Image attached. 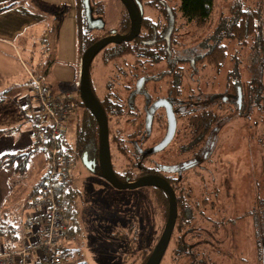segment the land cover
<instances>
[{
  "label": "rangeland",
  "instance_id": "rangeland-1",
  "mask_svg": "<svg viewBox=\"0 0 264 264\" xmlns=\"http://www.w3.org/2000/svg\"><path fill=\"white\" fill-rule=\"evenodd\" d=\"M79 1L81 0H21L22 8H25L27 13H23V9L22 13H19V8L15 9L20 17L19 24L15 20L16 16L5 15L4 18L11 19L9 26L17 25L20 29L25 43L19 46L16 40L13 42L15 50L9 53L17 63L16 74L7 78L0 76V94L9 84L8 81H13V77L19 80L26 74L27 80L29 72H32L45 75L52 93L64 94L71 91L74 95L77 90L80 55L83 51L77 29ZM170 1L175 5L179 0ZM3 2L8 3L9 0ZM238 2L243 7L247 5L259 8L264 17V0H214L209 27L189 32V27L183 24L181 42L192 43L199 40L203 34H210L220 20L229 16L231 6ZM92 3L100 7L107 26L116 22L121 7L118 0H90L91 7ZM34 16L36 21L29 23ZM43 41H46V44ZM237 48L241 51L238 52ZM234 54L239 57L243 54L245 67L242 63L243 67L239 66L242 79H247L251 72L259 76L262 69L261 77L256 78V81L260 79L264 83V62L259 67L258 63L254 62L253 71V65H248V48L237 45L229 46L227 60L216 73L209 66H206L203 73L217 74L216 79L225 77ZM91 64V71L97 77L95 80L100 83L108 73L109 65H96L95 60ZM19 97L21 96H17V99ZM10 101L14 102V99ZM76 101L77 99L71 100V104L77 105L76 108L79 109ZM235 113H229L228 119L217 132L215 153L210 164H207V169L202 171L199 178L195 176L193 181L197 188L222 190L219 196L215 192L211 194L213 207L207 211L211 217L220 221L222 219L220 227L215 229V235H212L215 244L210 250H213L211 256L214 257L215 264H259L256 243L261 235L259 211L262 215L264 208V147L258 139L264 108L254 106L247 116ZM74 120L75 112L72 111L63 125L66 140L70 139ZM20 124H24L23 119ZM44 165V155L38 150L30 158L24 174L9 178L6 176L4 186L7 190L10 189L11 194H14L16 189L29 190L36 183L37 173ZM80 169L79 165V171H82ZM83 171L85 173L77 172V168L75 171V166L71 169L73 185L81 184V187L79 186L80 196L77 199L78 223L67 232L70 237L68 248L71 250L70 257L64 264L77 261L86 264H129L133 258L138 257L141 249L147 250L153 246L161 229L160 211L152 197V189H115L96 174ZM21 193L23 192L21 191L19 196H22ZM204 224L210 226L208 222ZM173 242L172 237L162 264L169 263L168 256Z\"/></svg>",
  "mask_w": 264,
  "mask_h": 264
},
{
  "label": "flooded vegetation",
  "instance_id": "flooded-vegetation-1",
  "mask_svg": "<svg viewBox=\"0 0 264 264\" xmlns=\"http://www.w3.org/2000/svg\"><path fill=\"white\" fill-rule=\"evenodd\" d=\"M133 1L140 12L138 33L128 41L104 45L93 56L88 68L91 91L107 119L111 167L121 181L158 175L168 182L176 201L170 239L179 236L175 226L181 216L183 223L197 224L201 230L195 231L205 233L214 221H220L207 211L213 207L211 194L215 192L219 196L222 190L217 187V190L197 188L193 178L202 176V171L210 164L215 153L217 132L229 113L241 107V95L238 101L237 94H228L226 75L216 79L217 74L214 73L217 71L207 75L203 73L206 64L200 57L206 51V43L201 38L192 43L181 42V27L185 22L180 13L172 9L170 0ZM120 4L116 22L109 26L96 4L92 3L90 22L100 19L102 26L88 27L82 11V25L90 40L84 49L103 37L130 32V17L124 5ZM93 60L99 66L109 65V71L100 83L91 71ZM76 87L78 91V85ZM77 91L73 97L80 107L74 106L75 120L70 129V139L66 140L71 169L75 166L77 172L85 173L83 170H86L88 174L100 177L98 147L94 155H89L84 140L77 139L88 119L98 135L97 122ZM200 117L206 119L203 126L198 124ZM79 165L82 171H79ZM70 185L71 182L68 190L70 200L72 195H76L73 200L77 201L80 189H77L79 193L74 191L72 194ZM147 187L152 189V197L160 211L161 229L155 237L156 243L167 219L168 197L162 188L147 185L141 188ZM182 238L189 239L187 235Z\"/></svg>",
  "mask_w": 264,
  "mask_h": 264
},
{
  "label": "trees",
  "instance_id": "trees-1",
  "mask_svg": "<svg viewBox=\"0 0 264 264\" xmlns=\"http://www.w3.org/2000/svg\"><path fill=\"white\" fill-rule=\"evenodd\" d=\"M92 1V0H91ZM145 3H150V0H144ZM172 9L179 12L182 20L187 25L188 31L192 32L195 30L205 29L211 24V13L214 9V0H179L178 3L172 4ZM79 14H78V33L80 41L82 42V50L86 44L90 41L88 39V33L85 27L82 25V3L79 1ZM81 16V17H80ZM80 18V20H79ZM225 21L224 23H222ZM183 25V24H182ZM193 29V30H192ZM195 29V30H194ZM201 39L206 43L204 45L205 52L201 55L200 59L206 66L211 67L213 70L217 71L222 65L225 64L227 60L228 48L230 45H237L243 48H248L250 54V63L248 65H253L254 62L258 63V67L264 62V17L261 15V11L257 7H243L239 2L235 3L230 8V14L226 19H222L218 22L217 26L213 28L210 34H203L200 36ZM199 38V39H200ZM238 52L241 51L239 48ZM238 54V53H237ZM234 54L231 59V67L226 71V77L228 80V94L235 96L237 94V88L240 89L241 95V107H236L235 114H244L247 116L248 111L254 106H260L261 109L264 108V83L256 78L261 77V70L259 76L251 72L247 79H242L240 67H245L243 64L244 58ZM243 64V66L241 65ZM254 71V65H253ZM77 91V90H76ZM206 119L200 117L198 124L203 126ZM262 127L261 134L258 142L262 147H264V116L261 119ZM80 129V134H78V141L84 140L85 145L88 148V154L94 155L95 148L97 147L96 136L97 130L92 126L91 121L88 119ZM11 129L5 130L10 131ZM4 131V130H3ZM65 142V138L62 135L59 138V147ZM39 149L36 145H31L23 150L6 153L0 156V168L10 167L13 165V169L16 172H22L28 163L31 154ZM67 155V149L61 148ZM44 176V175H43ZM41 181V180H40ZM40 184V182H39ZM38 184V185H39ZM37 188V187H36ZM64 199L70 200V192H65ZM205 201V200H204ZM67 202V200H66ZM72 200L67 202L68 206L65 210V215L67 218L71 219V222L76 223V213L74 208L72 209ZM263 214L259 215L258 218L261 228L259 239L256 243L259 264H261V255L264 251V208ZM67 211V212H66ZM184 213V211H183ZM182 215V214H181ZM183 217H179V221L175 226V230L179 232V236L174 239L171 246L169 254L168 264H215L214 257H212L213 250V236L215 235V229L220 227V221H214L206 232L195 231L200 229L197 224L191 225L189 223H183ZM75 226V225H74ZM73 226H69L70 230ZM204 229V228H203ZM201 230V229H200ZM71 232H73L71 230ZM69 233V232H68ZM187 235L189 239L184 240L182 237ZM135 236V235H134ZM171 240V239H170ZM170 242V241H169ZM166 250L169 247V243ZM212 243V244H211ZM209 245V247L207 246ZM152 248V247H151ZM150 249H141L139 255L133 258L129 264H143L147 258ZM215 248V247H214ZM70 248L67 247V251L70 252ZM165 250V252H166ZM215 250V249H214ZM216 251V250H215ZM164 252V254H165ZM162 256V259L164 257ZM162 259L159 264H162ZM73 264H86L83 261H77Z\"/></svg>",
  "mask_w": 264,
  "mask_h": 264
},
{
  "label": "built area",
  "instance_id": "built-area-1",
  "mask_svg": "<svg viewBox=\"0 0 264 264\" xmlns=\"http://www.w3.org/2000/svg\"><path fill=\"white\" fill-rule=\"evenodd\" d=\"M45 43V41H43ZM78 85V80L76 81ZM27 91L20 98L26 113L31 144L38 146L48 160L47 170L29 198L28 209L20 227L19 248L0 253V264H64L70 257L64 193L69 190L71 161L59 147L64 136L67 115L74 111L68 92L54 94L43 73L29 72Z\"/></svg>",
  "mask_w": 264,
  "mask_h": 264
},
{
  "label": "crops",
  "instance_id": "crops-1",
  "mask_svg": "<svg viewBox=\"0 0 264 264\" xmlns=\"http://www.w3.org/2000/svg\"><path fill=\"white\" fill-rule=\"evenodd\" d=\"M3 1L6 0H0V76L7 78V76L16 74L15 66L17 63L14 56L9 53V51L11 52L13 49L15 50V44H13V42L16 40L18 45L22 46L25 43V39L21 36L22 32L19 28H17V25L14 27L9 26L11 19H6L4 17L5 15H9L8 17L16 16L15 20L17 21V24H19L20 17L16 14L15 9L19 8V13H22V9L23 13L27 12L24 10L25 8H22L23 3L21 0H9L8 3H4ZM31 19L32 20L28 21L29 23L31 21H36L35 16ZM44 44H46V41ZM26 77V74L19 78V80L16 77H13V81H8L9 84L5 86L2 94H0V156L6 153H13L23 150L32 145L28 133V121L20 105V98L27 91ZM68 92L71 93V91ZM16 94L17 96L21 97L17 99ZM11 98L14 99V102L10 101L12 100ZM22 119L24 124L21 125L20 123ZM8 129L11 130L8 132L5 131ZM38 150L44 155L45 165L37 173L36 183L29 190L23 188L20 190L16 189L14 190V194H11L10 189L7 190L6 186H4V183H6L4 178L6 176L9 178L24 174V172L27 170L30 158ZM30 158L26 168L22 172H16L13 169V165L10 167L0 168V253L19 248L21 244V234L19 233L18 228L21 225L23 216L27 212L29 198L35 193L36 187L38 186L48 167V160L40 148L35 150L31 154ZM70 182L71 192L73 194L74 191L77 192V189L79 190L80 184L77 186L73 185L72 174L70 175ZM21 191L23 192L21 193L22 196H19ZM75 196H71L72 200ZM8 197L10 198L8 199ZM5 205L6 207H4ZM70 205L73 206L72 209L74 208L76 213L77 201L73 200ZM66 206H68V204H66ZM66 222L67 232L70 225L75 227V223L71 222V219L67 217Z\"/></svg>",
  "mask_w": 264,
  "mask_h": 264
},
{
  "label": "water",
  "instance_id": "water-1",
  "mask_svg": "<svg viewBox=\"0 0 264 264\" xmlns=\"http://www.w3.org/2000/svg\"><path fill=\"white\" fill-rule=\"evenodd\" d=\"M128 12L131 20L130 32L126 35H110L103 37L89 46H87L81 53L79 61L78 70V91L79 96L84 104V106L90 111L92 116L97 122L98 135H97V147H98V158L97 163L100 170V177L108 182L115 189H135L142 186H155L162 188L167 193L168 197V213L163 230L157 239L156 243L152 247L150 253L148 254L146 260L143 264H159L166 247L168 245L174 222L176 217V201L174 197V192L171 186L166 180L158 175H147L142 176L135 180H125L121 181L118 179L111 167L110 162V152H109V142H108V129H107V119L105 113L100 106L98 100L94 96L90 88L89 82V64L96 52L101 49L104 45L109 42H119L128 41L133 38L134 35L138 33L140 27V12L133 0H120ZM83 14L85 16V21L88 27H100L102 26V21L98 19V22H90V13L92 7L90 5V0H81ZM171 26L169 27V30ZM240 99L239 90L237 92V100ZM170 131V130H169ZM170 132H168L169 135ZM167 136L166 138H168ZM167 142V141H166ZM164 142V144L166 143ZM261 264H264V251L261 255Z\"/></svg>",
  "mask_w": 264,
  "mask_h": 264
}]
</instances>
